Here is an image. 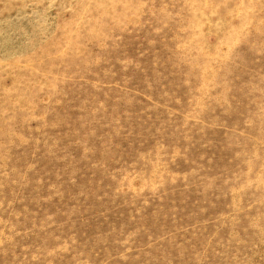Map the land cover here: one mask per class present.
<instances>
[{"label":"rangeland","instance_id":"rangeland-1","mask_svg":"<svg viewBox=\"0 0 264 264\" xmlns=\"http://www.w3.org/2000/svg\"><path fill=\"white\" fill-rule=\"evenodd\" d=\"M0 264H264V0H0Z\"/></svg>","mask_w":264,"mask_h":264}]
</instances>
